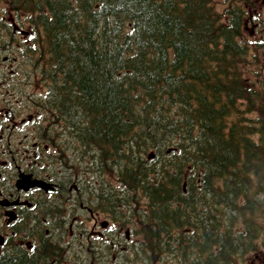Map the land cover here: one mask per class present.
<instances>
[{
	"label": "trees",
	"instance_id": "1",
	"mask_svg": "<svg viewBox=\"0 0 264 264\" xmlns=\"http://www.w3.org/2000/svg\"><path fill=\"white\" fill-rule=\"evenodd\" d=\"M0 3L28 15L41 33L37 43L62 73L51 98L56 122L121 184L141 227L138 262L160 263L175 239L169 253L194 256L195 264H231L258 248L264 40L245 39L243 8L222 15L215 0ZM100 185L111 194L106 200L120 199L112 181ZM33 258L11 264L44 261Z\"/></svg>",
	"mask_w": 264,
	"mask_h": 264
},
{
	"label": "flooded vegetation",
	"instance_id": "2",
	"mask_svg": "<svg viewBox=\"0 0 264 264\" xmlns=\"http://www.w3.org/2000/svg\"><path fill=\"white\" fill-rule=\"evenodd\" d=\"M2 101L3 98L0 99V142H2L0 144L8 143V146H2L1 149L4 159L0 162V217L4 218L6 223L67 222L70 224L82 218L87 224L85 228L86 238L84 241L76 242L80 248L86 250L82 254V260L72 261V255L67 256L64 252L55 253L54 256L60 262L59 264H104L108 244L110 243L112 248L122 245V227L109 228L107 221L101 220L102 213L91 208L90 199H86L80 193L76 184H72L69 189L73 193V205L76 207L79 205V208L84 209L88 214L76 215L75 208L69 214L65 207L62 209V214H59L61 203L64 205L67 200H63L62 190L64 187L62 182L57 179L59 168L57 155L47 151V141L42 138L38 140L35 135H27L25 130V135H14L15 138H10L16 132H23L21 126L27 130L29 127L24 123H15L23 113L21 107L4 108L1 105ZM4 110H6L5 114H3ZM21 173L22 175H30L29 180L31 181H45L47 189L43 186H33L28 189L19 188L17 183ZM1 203L5 204L2 205ZM8 213L13 214L12 221ZM79 213L82 214L83 211L80 210ZM170 246L171 244L167 243V249ZM10 259L11 256H8L7 260Z\"/></svg>",
	"mask_w": 264,
	"mask_h": 264
},
{
	"label": "rangeland",
	"instance_id": "3",
	"mask_svg": "<svg viewBox=\"0 0 264 264\" xmlns=\"http://www.w3.org/2000/svg\"><path fill=\"white\" fill-rule=\"evenodd\" d=\"M233 0H216V7L217 10L219 12H225L226 7L232 2ZM255 4H256V8L254 9H249V11L247 12L248 14H246V19L250 22L251 19H254L256 21V19L258 18H264V9L261 7V5L259 3H257V1L255 0ZM233 5V3L231 4V6ZM4 6L3 4L0 5V7ZM254 11H257L259 13L260 16H255V15H250L251 13H253ZM252 26L250 24H248L247 29L245 30V39L248 40H256L259 38H262L261 33L257 32L254 36L252 34ZM250 70L251 71H256V66L255 65H249ZM14 69V65L12 62H9V64L7 66H1L0 65V73H10L11 71H13ZM3 80L0 79V83H2ZM1 228H3V226H1ZM6 235V232H3ZM73 236V235H72ZM167 251V254L169 252V249H166L164 251V253ZM257 253V254H255ZM237 264H264V248L262 250H256L255 252H253L252 255L248 254L245 257H243V259H239Z\"/></svg>",
	"mask_w": 264,
	"mask_h": 264
}]
</instances>
